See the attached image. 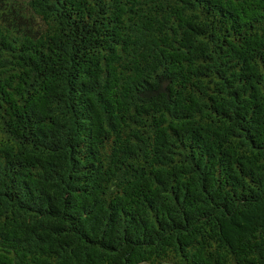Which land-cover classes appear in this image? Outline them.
Returning <instances> with one entry per match:
<instances>
[{"label": "trees", "instance_id": "trees-1", "mask_svg": "<svg viewBox=\"0 0 264 264\" xmlns=\"http://www.w3.org/2000/svg\"><path fill=\"white\" fill-rule=\"evenodd\" d=\"M0 264H264V0H0Z\"/></svg>", "mask_w": 264, "mask_h": 264}]
</instances>
